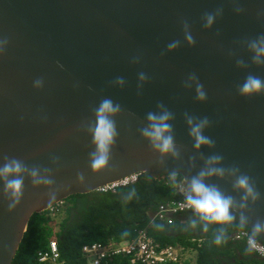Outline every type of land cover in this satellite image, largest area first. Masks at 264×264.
<instances>
[{"label": "water", "instance_id": "95a60500", "mask_svg": "<svg viewBox=\"0 0 264 264\" xmlns=\"http://www.w3.org/2000/svg\"><path fill=\"white\" fill-rule=\"evenodd\" d=\"M134 174L264 245V0H0V264Z\"/></svg>", "mask_w": 264, "mask_h": 264}, {"label": "trees", "instance_id": "16d2710c", "mask_svg": "<svg viewBox=\"0 0 264 264\" xmlns=\"http://www.w3.org/2000/svg\"><path fill=\"white\" fill-rule=\"evenodd\" d=\"M183 183L180 174L165 178L140 176L137 183L116 192H92L66 200L63 220L58 223L50 211L35 214L13 264H40L37 256L49 250L56 239L65 264H88L82 254L86 245L122 244L145 232L161 247L180 249L178 263L169 264H264L240 232L257 235L239 223L207 220L193 212H180L170 221L156 214L163 205L176 202V187ZM101 264H132L129 257H112Z\"/></svg>", "mask_w": 264, "mask_h": 264}, {"label": "built area", "instance_id": "2783aa9c", "mask_svg": "<svg viewBox=\"0 0 264 264\" xmlns=\"http://www.w3.org/2000/svg\"><path fill=\"white\" fill-rule=\"evenodd\" d=\"M140 174L131 175L121 181L106 185L98 192H116L119 188L127 187L138 182ZM178 199L176 202L160 207L156 218L161 221H170L171 216L180 212H193L207 220L219 221L220 218L203 209L194 199L190 190L183 184L176 187ZM67 202L61 201L53 206L49 211L57 220L64 215ZM237 240H246L250 248L264 259V245L252 237L248 232H240L236 236ZM82 254L88 264H101L112 257H129L132 264H169L178 263L180 260V249L175 247H161L156 241L145 232H140L138 236L122 244L112 243L102 245L99 243L86 245L82 249ZM40 264H65L61 259L60 250L56 239L49 243L47 252H40L37 256Z\"/></svg>", "mask_w": 264, "mask_h": 264}, {"label": "rangeland", "instance_id": "374dc122", "mask_svg": "<svg viewBox=\"0 0 264 264\" xmlns=\"http://www.w3.org/2000/svg\"><path fill=\"white\" fill-rule=\"evenodd\" d=\"M63 218H64V215H63L61 218H58V219L56 220V222L60 223V222L63 220Z\"/></svg>", "mask_w": 264, "mask_h": 264}, {"label": "flooded vegetation", "instance_id": "af4514ba", "mask_svg": "<svg viewBox=\"0 0 264 264\" xmlns=\"http://www.w3.org/2000/svg\"><path fill=\"white\" fill-rule=\"evenodd\" d=\"M260 242V241H259ZM261 243V242H260Z\"/></svg>", "mask_w": 264, "mask_h": 264}]
</instances>
